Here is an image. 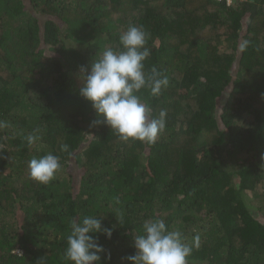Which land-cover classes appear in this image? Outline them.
I'll list each match as a JSON object with an SVG mask.
<instances>
[{"label": "trees", "instance_id": "16d2710c", "mask_svg": "<svg viewBox=\"0 0 264 264\" xmlns=\"http://www.w3.org/2000/svg\"><path fill=\"white\" fill-rule=\"evenodd\" d=\"M129 25L148 34L145 72L169 81L138 93L153 118L167 110L154 144L93 124L79 95L80 67L120 49ZM0 125V264H71L66 237L85 216L112 228L92 234L99 264H131L157 218L199 236L188 264H264V0H0ZM48 153L55 178L30 179Z\"/></svg>", "mask_w": 264, "mask_h": 264}, {"label": "clouds", "instance_id": "9594fccd", "mask_svg": "<svg viewBox=\"0 0 264 264\" xmlns=\"http://www.w3.org/2000/svg\"><path fill=\"white\" fill-rule=\"evenodd\" d=\"M232 1L226 0L228 4ZM147 38L142 25H129L119 36L120 49L106 48L89 66L80 67L79 95L91 103L98 117H103V121L96 120L93 124L103 122L124 141L154 144L166 129L167 110L161 109L153 118L149 105L141 101L138 93L147 88L151 95L158 96L169 81L155 67L145 72L144 61L150 56V50L145 47ZM250 43L243 40L239 50L244 52ZM26 139L32 144L39 136L31 134ZM68 150L69 145H61V151ZM60 168L57 155L48 153L33 157L28 162L29 178L48 184ZM95 233H102L110 239L112 228L103 227L101 219L94 216L73 221L66 237L65 259L71 264H99L100 253L105 250L92 235ZM199 243V236L193 238L192 244L187 243L182 232L169 230L163 219L147 220L142 224V234L133 239L134 254L126 259L131 264H188L187 257L193 247H199Z\"/></svg>", "mask_w": 264, "mask_h": 264}, {"label": "built area", "instance_id": "2783aa9c", "mask_svg": "<svg viewBox=\"0 0 264 264\" xmlns=\"http://www.w3.org/2000/svg\"><path fill=\"white\" fill-rule=\"evenodd\" d=\"M227 2H230V0H227Z\"/></svg>", "mask_w": 264, "mask_h": 264}, {"label": "rangeland", "instance_id": "374dc122", "mask_svg": "<svg viewBox=\"0 0 264 264\" xmlns=\"http://www.w3.org/2000/svg\"><path fill=\"white\" fill-rule=\"evenodd\" d=\"M61 28H62V30H63V25H62V27H61Z\"/></svg>", "mask_w": 264, "mask_h": 264}]
</instances>
